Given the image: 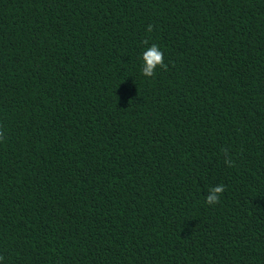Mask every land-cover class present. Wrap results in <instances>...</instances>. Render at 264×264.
Instances as JSON below:
<instances>
[{
  "label": "trees",
  "instance_id": "trees-1",
  "mask_svg": "<svg viewBox=\"0 0 264 264\" xmlns=\"http://www.w3.org/2000/svg\"><path fill=\"white\" fill-rule=\"evenodd\" d=\"M0 128V264H264V0H0Z\"/></svg>",
  "mask_w": 264,
  "mask_h": 264
},
{
  "label": "clouds",
  "instance_id": "clouds-1",
  "mask_svg": "<svg viewBox=\"0 0 264 264\" xmlns=\"http://www.w3.org/2000/svg\"><path fill=\"white\" fill-rule=\"evenodd\" d=\"M148 32L153 30V26H148ZM143 61L146 62V68L142 69L143 75L146 77H152L154 75L155 69L157 66L166 68V65L163 63V53L159 50L158 46L152 45L142 56ZM4 139V131L0 128V141ZM232 166V165H231ZM224 186L222 185L220 189H217L218 192H222ZM208 204L219 203V200L216 199V196H212L207 200ZM0 260H3V257H0Z\"/></svg>",
  "mask_w": 264,
  "mask_h": 264
}]
</instances>
